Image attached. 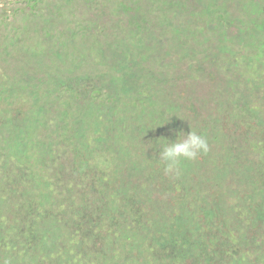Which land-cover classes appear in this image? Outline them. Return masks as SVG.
I'll return each instance as SVG.
<instances>
[{
	"label": "rangeland",
	"instance_id": "rangeland-1",
	"mask_svg": "<svg viewBox=\"0 0 264 264\" xmlns=\"http://www.w3.org/2000/svg\"><path fill=\"white\" fill-rule=\"evenodd\" d=\"M188 1L194 16L200 15L199 17L204 19L205 5L202 3L198 6L200 2L195 5L193 1ZM82 3L83 0H79L75 4L76 12L81 9ZM226 6L222 2L220 9L223 10ZM179 8L180 11L186 12L185 8L181 6ZM242 10H247V7L244 6ZM255 10L257 11V8L250 9L249 13L252 14L249 16H246L244 12H236L237 18L245 29H254L258 34L257 39L264 43L259 34L264 35V23H261L257 14H253ZM228 13L231 16L229 11ZM90 14L91 12L84 8L78 12L76 20L85 19ZM167 16L169 20L157 29V35L161 37L168 35L175 41L179 33L175 28L177 22V27L184 34L192 37L187 38L190 48L192 44L195 45L194 40L198 45L206 44L202 50H195V56L190 53L191 58L189 59L205 55L206 51H211L210 44L221 39L216 33L214 34L217 37L213 36L212 32L205 39L200 37L206 34L204 27H195L192 24L196 22L195 20L182 21L184 18L176 11H167ZM143 17L149 20L155 18L151 14H143ZM227 21L224 20V22ZM246 22L252 25H246ZM89 25L76 28L70 26L69 28L67 23L62 21L49 24L31 20H20L11 24L10 27L6 23L1 24L0 35L19 29L28 33L23 37V43L15 46V50L7 48L10 56H7L9 59L6 61L1 59L6 57L3 56L5 48L3 44L6 37L0 36V54H2L0 64L4 66L5 62L9 65V68L5 69L6 73L0 77V264H224L223 257L216 256L213 248L207 252L209 256L206 260L200 259L199 246L193 247L188 254H179L174 261L164 257L160 262L150 252V243L157 245L156 238L149 236L150 229L174 231L179 235L183 228H188L193 237L199 238L200 241L202 237L195 231L193 217L190 213L186 214L185 203L190 201V196L182 200L178 199L184 204L181 205L183 219L177 222V230L171 229L172 223L165 216L164 208L152 211L147 221L142 224L145 228L143 235L148 255L145 257V249L138 242L136 250L143 252L142 256L146 259L132 261L128 250L131 247L133 233L128 215L131 197L126 193L118 192L123 185L122 179L116 180L109 177V173L118 164L117 157L115 155L101 157L98 155L100 152L95 151L96 146L90 143V135L97 136L101 133L97 125L103 116L104 103H94L87 97L81 96L77 100L80 102L77 111L72 112L73 101L68 100L67 95L70 94V87L75 90L78 88L79 77L83 75L77 73L85 70L98 71V63L101 64L102 61V70H108V74H101L100 80L104 82L96 81L95 76L90 78L88 73L86 79H91L89 86L91 93L98 91L105 82L109 83L110 76L116 77L114 64L119 54L129 51V55L134 56L133 59L138 65L158 68V72L163 73L172 66L171 61H165L163 56L166 55L165 52L172 53L171 56H173L174 51L169 43H164L162 51L161 48L157 50L162 43L157 40V45L152 51L157 50L159 56L142 57L141 54H137L134 40L127 33L128 23L126 21L119 22L118 26L113 21L106 25L109 31L108 39L98 34L99 28L95 29ZM199 25L200 23L197 24ZM213 26L216 27V25ZM217 30L219 29L216 28L213 31ZM194 32H196L195 39L192 36ZM223 32L227 33L226 30L221 31ZM247 39H251V36ZM259 45L261 46L260 43ZM102 47L106 49L104 59L100 53ZM40 56H43L45 60L38 65ZM178 56L186 58L184 53ZM221 58L226 63L229 59L240 61L239 57L232 54L231 56L221 55ZM172 62L176 64V61ZM240 63L241 65L232 68L234 75L225 73L226 66L222 68L223 70L220 69L221 74L218 79L222 85L231 84L243 87L241 89L253 88L252 81L243 82V72L240 69L243 68V63ZM24 64L28 69L18 67ZM33 66L35 67L30 69ZM261 73L264 72H259L256 79ZM193 77L199 80L195 75ZM252 78L255 79L254 75ZM261 79L264 80V74L260 76L259 80ZM118 80L123 82L129 91L136 90L143 84L142 74L131 73V70L120 73ZM123 85L119 84L117 87L120 95L125 93ZM64 92L67 93L63 94ZM252 92L259 95L258 91ZM9 105L11 109L7 108ZM13 105L23 106L24 109L22 111L15 109ZM125 105L127 108V101ZM211 108L212 104H209L202 118L209 113ZM122 112L120 103L118 113L113 115L114 117L108 115L109 121L103 127L113 126L114 131L133 132L132 128L124 129L120 126ZM126 117L130 120V124H134L132 117ZM8 120L12 122L8 123ZM254 127L259 128L255 125ZM84 133L86 138L81 139ZM22 137H29L28 147ZM48 142H53V144L50 146ZM84 142L90 143L89 151L94 157L93 177L91 178L85 175L82 164L60 162L55 156L57 153H64L72 160L77 156L83 159L84 153L88 152ZM51 153L53 157H48ZM27 154L32 162L27 161ZM118 167L125 172L130 168V163L125 159L118 164ZM101 170L108 172L103 180H101ZM22 175L27 180L23 181ZM111 191L114 193L109 195L108 192ZM114 207L115 211L122 209L126 213L118 217L116 225L108 226L111 222V215H107L109 217L105 221L97 215L95 225L99 230L93 229L95 234L89 236L88 240L80 237L83 236L80 229L73 226L75 212L92 208L96 213L103 210L108 213ZM76 220L78 221L77 218ZM61 222L65 224L56 228V225ZM84 228L85 230L92 228V224L85 225ZM139 237L136 236V238ZM199 241L195 242L199 243ZM190 242L191 237L185 241L186 244ZM226 255L229 259L225 264L229 261V264H264V249L257 250L255 245L247 246V250L236 249V253L230 251ZM184 259L187 260L184 261Z\"/></svg>",
	"mask_w": 264,
	"mask_h": 264
},
{
	"label": "clouds",
	"instance_id": "clouds-1",
	"mask_svg": "<svg viewBox=\"0 0 264 264\" xmlns=\"http://www.w3.org/2000/svg\"><path fill=\"white\" fill-rule=\"evenodd\" d=\"M138 5L141 7L138 15L143 14H151L155 18L152 20H149L147 17H144L145 23L147 26H149L152 29H158L160 28L159 23H157L158 19H161L162 13L160 11H164L167 9L176 11L182 15V18L184 20H195L196 22H193L192 24L195 27H204V32L206 33L204 36H200L205 39V37L209 36L210 32H212L213 36H220L222 30L229 29L231 30L235 36H232L231 38V48L230 52L227 56H231L232 51L237 50V49H242V55L239 57L240 61L237 62L234 60V65L233 67H236L238 65H241L240 62L243 63V68H240L243 72V82L246 83L247 81H252L253 83V88L247 87V89H241L243 87H238L235 85L227 84V85H222L220 82L217 83L218 86V91L219 93H216L215 95L219 96V101L214 103L212 105L211 110L209 113L202 118L204 112L199 113V119L196 120L192 124L186 125V128L183 130V132L178 133V137L175 142H169L168 140H164L163 142L159 143L161 145L160 151H159V160L162 161L165 165V172L166 173H175L179 174V166L182 161H193L196 160V162L199 164V159L200 155L203 154L202 157V162L204 164V168L207 169H214L216 170V167L219 168V171H224L225 173H228L230 171H235L241 163L245 164L249 162L250 160L253 162L259 163L261 159L264 161V151H262L260 148H258V144L262 143L264 144V125L263 124H257L256 121H252L254 117H256V113H260V117L263 119L264 122V104L261 103L259 100L258 95H254L252 91H255V83H258L259 81H264L263 79H260V76L264 73H261L256 79L257 74L259 72H264V43L261 42L260 40L257 39L258 34L255 32V30H250L249 28H244L242 26V22L237 18L238 13L244 12L246 16L251 15L252 13H249L250 9H256L253 14H257L259 16V11H260V6L256 3L257 0H214L217 1V8L216 12L221 16H223V20L220 22L217 21L215 24H209V11L213 10L215 7L212 6V0H191L193 1L196 5L197 2H200L198 6H201L202 3L205 5V17L204 19L199 17V16H194L193 11L191 7L188 5V0H158V3L155 4L157 9H151L150 11H147L144 9V0H137ZM197 1V2H196ZM224 2L226 8L224 7L223 10L220 9V5L222 2ZM262 1V0H259ZM179 6L182 8L186 9V12H182L179 9ZM244 6L247 7V10H242ZM256 7V8H255ZM84 8L78 9L77 14L79 11H81ZM86 10L90 11V17L94 16L95 18L100 19V23H105V25H109L112 21L114 22V18H106L104 16L111 14L112 12H104L102 13L100 9H87ZM6 10L5 8H2L0 6V22L6 23L8 26L10 24H15L19 22L20 20H26V14L28 13V10L26 9L25 16H20L16 15L13 16L11 14H7L3 11ZM227 11V12H226ZM228 11L231 13V16L229 15ZM7 17V18H6ZM121 18L126 19V22L128 23L129 17H126L124 14L120 15ZM251 17V16H250ZM253 17V16H252ZM260 18V17H259ZM224 20H228L227 22H224ZM79 20L74 19L73 20V25L74 26L76 22ZM205 22L207 24H205ZM83 24H88V22H81ZM200 23L199 26L197 24ZM101 25V24H100ZM213 25H216L214 27ZM227 25V26H224ZM246 25H252L249 22H246ZM10 27V26H9ZM158 27V28H157ZM175 28L177 30L181 31V38L182 35H184L183 41L185 43H189L187 41V38H192L182 32L180 28L177 27V22L175 24ZM211 29V30H208ZM218 28L219 30L213 31L214 29ZM0 29H1V24H0ZM100 29V26H99ZM18 32L21 33L20 39L16 38L15 32H11L8 34H1L0 36H5L6 41L3 44L5 48L3 49V57L1 58L2 60L6 61L9 58L7 56H10V52L7 48H10L12 50H15V46L17 44H22L23 37L28 33L27 31L24 30H17ZM262 31V30H261ZM197 32V31H196ZM196 32L192 33V36L195 39ZM216 33V34H214ZM245 37H242V34L245 35ZM204 34V33H203ZM202 34V35H203ZM228 34V33H227ZM261 38L264 40V35L259 33ZM248 36H251V39H247ZM131 37V36H130ZM157 38L153 37H148V41L145 42V46L143 48V52H141V49L136 45L138 40H141L142 37H138V39H133L134 40V46L137 48V54L142 56V57H154V56H159V53L156 52L159 48L162 51L164 48L163 45L164 43L168 44L166 41H170V45L172 47L173 45V40L170 36L166 35L165 37H161L156 34ZM160 38V39H158ZM220 38V37H219ZM11 39H15L16 44L12 42ZM160 40L162 43L158 46L157 50L152 51L153 48L156 47L157 43L156 41ZM192 43V42H191ZM261 44V46L259 45ZM194 44L198 45L196 41L194 40ZM201 46L202 48L206 46V44L203 45H198ZM60 47V46H58ZM190 49V47H188ZM220 48V50H218ZM210 49L211 51H206L205 55H200L196 57L195 59H199L200 57H205L207 58L208 56L216 53L218 56L222 53L224 49V44L221 41H215L210 44ZM196 50V49H195ZM202 50V49H200ZM197 50V51H200ZM166 55L163 57L165 58V61L169 62V58H173L171 54H168L165 52ZM192 54V52H191ZM2 55V54H0ZM124 59L127 61H132L134 66H129L124 67L123 70H118L115 68V76L117 77H109L110 82L107 83L105 82L104 84L101 85L100 89L102 91H106L105 88H108L112 93V97L108 96L107 93L105 95L101 94L98 96L95 100L96 95L91 93L87 98H89L90 101L92 102H103L104 106L102 108V111H104L106 114L115 116L116 113L119 111V104L121 103L122 106V120L120 121V126L122 128H132L134 129L133 132H124V131H114V127L111 126L110 128L112 129V137L114 138V145L117 147L119 153L121 156H119L110 145L107 148L106 152L104 155H100L101 157H107V155H115L117 157L118 164L125 159L129 158L132 155V160L133 161H138L139 157L142 155V152H139L136 156H133V153L136 150H144L147 151L149 147L151 148L153 146L149 145L150 141L157 140L160 138L159 135V129L160 127H153L152 123L154 121H158V115L159 110L165 111V114L161 116H168L169 113L166 110V106L169 103H172L177 107L176 114L182 115L183 113L186 112V107L190 105V97L188 95H185L184 93L181 92L183 95L181 98H172L169 100L166 104L162 105H156L153 103H148L147 106L150 107V111L146 113V119L143 125H137L136 124V114L139 112L137 110V105H139L140 102L133 100L131 97H129V94L135 91H138L141 86H139L138 89L129 91L126 89V87L123 85V82L121 83L118 80V76L120 73L126 70H131V73H140L141 72L137 71L138 68H149L150 70H153L155 72H158V68H150L145 65H138L134 61V56L132 54L129 55V51L127 53H122L120 54ZM193 55V54H192ZM196 55V54H195ZM194 55V56H195ZM181 57V56H180ZM188 58H191V55L187 56ZM236 57V56H235ZM11 59V58H10ZM194 59V60H195ZM45 58L43 56L39 57L38 65L40 62H44ZM172 61V60H171ZM252 62L253 65H250ZM34 65V64H32ZM103 66V61L101 64L98 63V71H81L77 74L83 75L79 77L78 85L79 83H85L83 84L84 88H88L91 84V79H86V74L92 78L95 76L97 79L96 81H103L100 80L101 74H108V70L101 68ZM20 68H27L26 64L18 66ZM35 66H33L30 69H33ZM9 68V65L5 64L2 66L0 64V77L1 75L5 74V69ZM28 69V68H27ZM160 74H165L168 73L167 71L159 72ZM254 75L255 79L252 78ZM143 78V84H144V77L142 74ZM256 80V81H255ZM104 82V81H103ZM119 84L123 85V91L125 92L123 95H120L117 91V87ZM142 84V86H143ZM111 90H110V89ZM246 88V87H244ZM100 89L98 91H100ZM141 91V89H140ZM228 92L232 93V96L230 97L231 99L227 98ZM67 92H64L65 94ZM251 93V94H248ZM71 96V97H70ZM81 92L78 90V88L75 90L74 88L70 87V94L67 95L68 100L73 101V111H77V106L80 104V102H77L79 98L81 97ZM240 99L237 102H233L237 98ZM232 98H235L232 100ZM160 99V98H159ZM88 101V100H87ZM126 101L128 102L127 108H126ZM229 102V103H228ZM14 106V105H13ZM231 106V109L229 111V108ZM8 109H11V105L7 106ZM15 109L23 110V106H14ZM127 109V110H126ZM157 114V116H156ZM113 116V117H114ZM126 116L132 117L134 120V124H130V120L127 119ZM112 117V118H113ZM14 121V118H12ZM106 119L109 121L108 117ZM200 121V124H199ZM217 121H220L219 124L215 125ZM12 122L11 120H8V123ZM209 126L210 129H213L216 137L215 139L211 135V133L203 128V126ZM255 126H258L259 128H255ZM98 130L101 131V133L97 136H91L90 143L92 145H97V146H106V143L104 139L102 144L98 143V140L100 137H103L105 135V132L103 128L97 126ZM88 134V133H87ZM204 134V135H202ZM89 135V134H88ZM230 136L233 140L230 139ZM25 141V145L28 147L30 145L29 142V137H22ZM143 139V141H141ZM39 143H42L39 141ZM50 146L53 144V142H48ZM210 143L212 150L211 153L205 154L209 150V145ZM147 144V145H146ZM146 145V146H145ZM133 151V152H132ZM205 154V155H204ZM240 154V160H235L233 156ZM55 156L59 159L60 162H73L75 165L74 161L75 158L69 159L68 156L64 153H57ZM93 156V155H92ZM48 157H53V154H48ZM66 157V159H65ZM27 161H31L29 159V155L27 154ZM94 162V157L92 160V163ZM118 164L116 168L109 173V177H113L116 180L121 179V175L123 172L119 169ZM45 166V164H44ZM142 174L135 175L132 177L131 182L128 184H125L128 186L129 191L127 195H129L130 201H129V210H128V215L130 217L131 223H132V238H131V247L128 248V250L131 253L132 261L143 259L148 255V249L146 247V241L144 237V226H142L143 223L147 221V218L151 215L152 211H158L161 208H164V214L167 217L168 220L171 218V229L172 230H177V222L183 219V211L181 210V205L184 204L181 201H178V199H184L190 196V201H187L186 204V214L190 213L191 217H193L195 221V231L196 233L200 234L202 238H194L191 232H189L188 228H183L182 232L177 235L176 232L174 231H158L156 229H150L149 231V236H153L157 240V245L151 244L149 245L150 247V252H152L153 255H155L159 261L164 257L169 258L170 260L174 261L177 259L179 254L182 253H187L195 246L200 247V255L204 256L207 255V252L211 248L212 244L220 245L219 242L214 241V239H217L218 237H224L225 239H229L230 242L233 240H239L232 232V230L228 229V231H224L221 226L217 225L215 222H221L222 220L227 221L228 223H232L236 227L241 228V237L240 239H246L250 237V234L246 231H244V227H241L238 225L236 221V216L233 215V211H231L228 207V205L231 204H236L237 200L234 197H231L228 195L227 191H224L223 194H221L220 190L217 188L218 181L216 178H212L211 181L213 182V188L215 190H212L211 188L208 187H188L183 190L184 187H180V193L178 194H172L171 193V188L172 186L168 189L165 190L164 193L158 192V194L152 196L151 198V191L153 187H156L153 182H151L149 179L153 177L151 174L154 172V170L151 171H145L144 169ZM101 180H103L105 177H107L108 172L105 170H101ZM164 175L165 182L168 184H173L168 181V174H165L164 171H160V174ZM87 176V174L85 173ZM89 177H93V173L89 175ZM21 179L23 181L27 180L25 176H21ZM240 183L246 184V181L241 178ZM122 185V186H125ZM121 186V187H122ZM231 186V185H230ZM95 189V186H93ZM114 192H108L109 195H112ZM256 198H254L252 201H254ZM213 204H218L221 206L222 211L218 210L217 208H214L212 210ZM242 210H245L244 214L245 216H249L247 207L244 205ZM83 211V212H82ZM80 210L78 212H75L76 217L75 222L73 223V226L76 229H80V232L83 236H80L84 240H88L89 236L94 235L95 231L99 230L97 229L95 225L96 221V216L99 215L100 219L102 221H105L108 219L109 216L111 215L110 219L111 222L108 226H114L116 225V221L119 216H124L126 213L124 210H119L115 211V207L110 210L108 213L106 211H101L100 213H96L92 210V208H85L84 210ZM78 219V221L76 220ZM177 220V221H176ZM248 222L250 223L251 226H255L256 224L254 223V218L250 217L248 218ZM65 223H58L56 225V228H59L60 226H63ZM92 224V228H88L85 230L84 226ZM96 230L94 231L93 229ZM264 232V227L262 230H258L257 232L253 233L252 235L255 234H260ZM246 233V234H245ZM77 234V233H76ZM75 234V235H76ZM140 236L139 238H136V236ZM247 235V236H246ZM251 235V236H252ZM76 237V236H74ZM191 237V242L189 244H186L185 241ZM212 238V239H209ZM262 240L256 241L255 246L258 249H264V235H262ZM199 241V243H196ZM140 244L143 246V249H145V257L142 256L143 252L136 250V244ZM241 243V242H240ZM213 244V245H214ZM236 246V245H235ZM238 250H247V247H243L242 249L236 248ZM219 252V251H218ZM217 252V253H218ZM146 259V258H145ZM187 259H184L186 261Z\"/></svg>",
	"mask_w": 264,
	"mask_h": 264
},
{
	"label": "trees",
	"instance_id": "trees-1",
	"mask_svg": "<svg viewBox=\"0 0 264 264\" xmlns=\"http://www.w3.org/2000/svg\"><path fill=\"white\" fill-rule=\"evenodd\" d=\"M78 1L79 0H0V6L6 9L3 10L6 15L11 14L13 16L20 15L24 17L27 9L28 13L25 17L26 20L43 21L49 24H51L52 22L62 21L66 22L67 26L70 28V26L73 25V20L77 17L74 6ZM157 3L158 0H144V9L147 11H150L151 9H157V7L155 6V4ZM256 3L261 7L259 11V17L261 23H264V0H257ZM211 4L215 8L212 11H209L208 25H210L211 23L215 24L217 23V21L220 22L221 20H223V16H220L216 12L217 1L212 0ZM81 8L95 10L100 9L102 13H104L105 11L112 12L111 14L104 17L109 19L113 17L116 26L119 25V22L126 21V19L120 17L121 14L129 17L127 33L129 36H131L132 39H138V37H142V39L138 40L136 44L139 49H141V52H143V48L145 46V42L148 41V37L151 36L153 38H157V30L147 26L144 17L142 15H138L141 7L138 5L137 0H83ZM160 12L162 13V16L161 19H158L157 21V23H159L158 26L166 24L169 20L167 16V9ZM0 19L2 18L0 17ZM81 22H88L90 24L89 27H93L95 29L96 27L99 28L100 26L98 34L108 39L109 31L107 30V26L105 25V23H100V19L95 18L94 16H89L85 19L81 18L78 22L75 23L74 27H85L88 25ZM0 24H2V22H0ZM205 24L207 23L205 22ZM177 31H179V33H177L178 38L175 39L172 45L174 56L173 58L168 59L169 61H176V64L171 61L170 64H172V66L167 70L168 73L165 74H160L159 72H155L145 67L138 68L137 71L143 74L145 81L143 86L140 88L141 91L139 89L138 91L132 92L129 94V97H131L135 101L140 102L139 105H137V110H139V112L135 117V122L137 125L144 124L146 113L150 111V107L147 106L148 103H153L156 105L166 104L172 98H181L183 96L181 94L182 92L191 98L190 105L186 107V112L181 116L176 114L177 107L172 103H169L166 106V110L169 113L168 116L162 117L161 114L164 115L165 111L159 110V120L154 121L152 123V126L158 128L160 127V138L150 141L149 145L153 144V146L151 148L149 147L147 151L136 150L133 153V156H136L139 152H142V155L139 157L138 161H133L132 155L127 158L128 162L130 163V168L123 172V174L121 175V179L123 185H125L131 182L133 176L142 174V169H144L145 171L154 170V172L151 173L153 177L149 179L154 183V185H156V187H153L151 191V195L149 197L151 198L152 196L158 194V192L164 193V191L168 190L171 186L172 194L180 193V187H184L183 190H185V188L188 187H207L208 185L209 188L215 190V188H213V182L211 181V179L216 178L218 181L217 188L220 190L221 194H223L224 191H227L229 196L234 197L237 200L236 204L228 205V207L231 211L234 212L233 215L236 216L238 225L244 227V231L250 234V237L241 240V228L236 227L232 223H228L225 220H222L220 223L215 222L217 225L221 226L224 231H228V229L232 230L233 234L239 239L230 242L229 239L218 237L216 239V242H219L220 245L218 246L214 243V245L212 244L211 248H213L215 255L222 256L225 264L229 259L226 254H228L230 251L236 253V248L242 249V246L247 247L249 245H255L256 241L263 239L262 235H264V232L255 235L252 234L257 232L258 230H262L264 227V161L263 159H261L260 162L257 163L250 160L245 164L241 163L240 166L235 169V171L225 173L224 171H219L218 167H216V170L204 168V164L202 162V154L200 155L199 164L196 162V160L182 161L179 166V174L165 172V165L162 161L159 160V151L161 147L159 143L163 142L164 140L175 142L178 137V133L183 132V130L186 128V125L192 124L196 120H198L199 113L206 110L209 104L213 105L214 103L219 101V96L217 98V95L215 94H220V92L218 91L217 83H219L218 77L221 74L220 71L223 70L222 68L226 66L225 73L228 75H234L235 73L232 72V66L235 63V59H229L226 63V61L221 58V55L227 56L230 52L231 38L232 36H235V34L231 30L226 29L228 34L226 32L220 34L221 39L219 41L224 44V49L219 56L214 53L207 58L200 57L199 59L195 60L193 58L189 59L187 56L191 55V52L193 55H195V49L200 50L202 49V47L192 44L191 48L189 49V43H185L181 38V31ZM49 33L50 30L48 34ZM15 34L17 39L22 38L21 33L17 30H15ZM245 36L246 33L245 35L242 34V37ZM11 40L14 44H16L15 39ZM166 42L170 43V41ZM218 50H220V48H218ZM242 52V49H237L232 51V55L240 57L242 55ZM100 53L102 54V57L104 59L106 49L102 47L100 49ZM180 53H184V55L186 54V58H181L180 56H178ZM116 61L117 62L114 64V67L118 70H123L124 67L128 68V65L134 66L132 61H127L121 55L119 57H116ZM193 75L199 78V80L195 79ZM83 84L85 83H79L78 90L81 92L82 96L88 97L91 94V89L90 87L84 88ZM255 91H258V98L261 103L264 104V81L261 80L258 83H255ZM106 93L108 96L112 97V93L109 90L106 89V91H102V89H100V91L94 92L96 97L94 99H92L91 97V100L93 101L101 94L105 95ZM231 96L232 93L228 92L227 98L231 99ZM233 99L235 98H232V100ZM239 99L240 97L231 102L233 103V106H235L234 102H237ZM230 109L231 106L229 108V111ZM102 115L103 116L101 117L100 122L97 126L103 128L105 135L103 137H100L98 143L102 144L103 141L101 140L104 139L106 146L100 147L95 145V151H99L100 155H104L107 148L109 147L108 145H110L114 152L121 156L117 147L113 144L115 140L112 137V129L106 126L103 127V125L108 122V120L106 119V117H108V114L102 111ZM252 121H256L257 124L264 125L263 119L260 117V113H256V117H254ZM219 123L220 121H217L215 125ZM203 128L209 131L215 139L216 134L213 129H210L208 125L203 126ZM82 135L83 136L81 137V139H85V133ZM230 139L233 140L231 136ZM141 141H143V139ZM84 144L87 147L88 152L84 153L83 159L77 156L74 163L83 164L85 173L87 174V176H89L93 173V156L89 151V148L91 147L90 143L84 142ZM208 145L209 150L207 153H205L206 155L211 153L212 150L210 143H208ZM258 148L264 151V144L259 143ZM240 157V154L233 156L235 160H240ZM160 171H164L165 174H168V181L173 184L166 183L164 175L163 173L160 174ZM241 178L246 181V184L240 183ZM128 191L129 188L127 185L122 186L120 187V189H118V192H123L126 194L128 193ZM254 198L256 199L252 201ZM244 205L247 207L249 216L254 218V223L256 224L254 227L251 226L248 222L249 216H245V210H242ZM214 208L222 211L221 206L218 204H213L212 210ZM208 256V253L206 256H204L203 254L200 259L206 260Z\"/></svg>",
	"mask_w": 264,
	"mask_h": 264
},
{
	"label": "bare ground",
	"instance_id": "bare-ground-1",
	"mask_svg": "<svg viewBox=\"0 0 264 264\" xmlns=\"http://www.w3.org/2000/svg\"><path fill=\"white\" fill-rule=\"evenodd\" d=\"M83 165V164H82ZM16 240V239H15ZM11 243V242H10Z\"/></svg>",
	"mask_w": 264,
	"mask_h": 264
}]
</instances>
